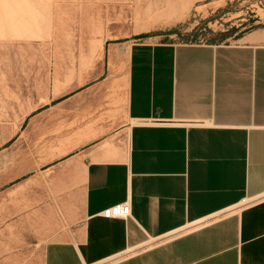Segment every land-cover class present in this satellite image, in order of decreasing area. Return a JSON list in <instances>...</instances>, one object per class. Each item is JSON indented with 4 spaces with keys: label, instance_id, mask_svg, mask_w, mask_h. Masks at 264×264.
Instances as JSON below:
<instances>
[{
    "label": "crops",
    "instance_id": "0c3cea01",
    "mask_svg": "<svg viewBox=\"0 0 264 264\" xmlns=\"http://www.w3.org/2000/svg\"><path fill=\"white\" fill-rule=\"evenodd\" d=\"M13 107L0 237L15 264H264L263 30L107 42L79 80ZM124 201L127 217L100 215Z\"/></svg>",
    "mask_w": 264,
    "mask_h": 264
},
{
    "label": "rangeland",
    "instance_id": "374dc122",
    "mask_svg": "<svg viewBox=\"0 0 264 264\" xmlns=\"http://www.w3.org/2000/svg\"><path fill=\"white\" fill-rule=\"evenodd\" d=\"M2 29L0 119L8 123L23 92L79 80L107 42L229 43L264 31V0H0ZM14 254L0 237V264H15Z\"/></svg>",
    "mask_w": 264,
    "mask_h": 264
},
{
    "label": "built area",
    "instance_id": "2783aa9c",
    "mask_svg": "<svg viewBox=\"0 0 264 264\" xmlns=\"http://www.w3.org/2000/svg\"><path fill=\"white\" fill-rule=\"evenodd\" d=\"M130 214V206L128 201L113 204L100 212V215L105 218L112 217H127Z\"/></svg>",
    "mask_w": 264,
    "mask_h": 264
},
{
    "label": "snow or ice",
    "instance_id": "6c2138e0",
    "mask_svg": "<svg viewBox=\"0 0 264 264\" xmlns=\"http://www.w3.org/2000/svg\"><path fill=\"white\" fill-rule=\"evenodd\" d=\"M16 3L21 6L30 7L37 4L50 3V0H16Z\"/></svg>",
    "mask_w": 264,
    "mask_h": 264
}]
</instances>
